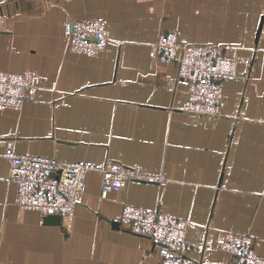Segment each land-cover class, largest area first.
Listing matches in <instances>:
<instances>
[{"label":"crops","instance_id":"crops-1","mask_svg":"<svg viewBox=\"0 0 264 264\" xmlns=\"http://www.w3.org/2000/svg\"><path fill=\"white\" fill-rule=\"evenodd\" d=\"M90 17L105 24V48L70 52L65 22ZM167 30L249 61L222 81L216 115L185 110L175 63L152 56ZM0 69L39 75L20 109H0V264H156L151 239L118 222L124 203L187 218V254L200 264H237L218 247L224 231L249 233L264 255V0H0ZM8 147L62 162L109 158L166 182L102 195V174L89 170L71 215L47 224L14 204Z\"/></svg>","mask_w":264,"mask_h":264},{"label":"built area","instance_id":"built-area-1","mask_svg":"<svg viewBox=\"0 0 264 264\" xmlns=\"http://www.w3.org/2000/svg\"><path fill=\"white\" fill-rule=\"evenodd\" d=\"M70 52L96 56L106 46L107 29L102 19H68L64 26ZM151 54L176 66V85L185 88L184 109L200 115H216L221 102V83L236 77L240 59L226 49L209 43L180 42L174 30L160 32L151 44ZM39 75L33 69L13 71L0 69V109H20L38 88ZM9 164V179L16 185L14 204L20 209H33L41 215H71L84 192L83 173L102 174L101 194L120 190L131 180L164 184L162 173L143 172L138 165L113 159L92 164L83 161L62 162L55 158L21 154L11 148L3 153ZM225 180L220 187L225 186ZM127 230L149 237L155 247L156 264H200L187 254V218H180L145 207L124 203L118 217ZM218 247L229 253L237 264H264V255L252 247L249 233L224 231Z\"/></svg>","mask_w":264,"mask_h":264},{"label":"water","instance_id":"water-1","mask_svg":"<svg viewBox=\"0 0 264 264\" xmlns=\"http://www.w3.org/2000/svg\"><path fill=\"white\" fill-rule=\"evenodd\" d=\"M60 220H61V217L56 214H48V215L43 216V221L44 223H47V224H58ZM113 225L118 226V222L114 221Z\"/></svg>","mask_w":264,"mask_h":264}]
</instances>
